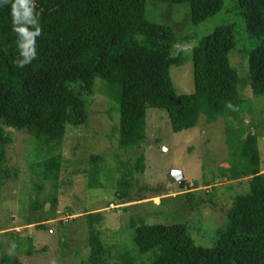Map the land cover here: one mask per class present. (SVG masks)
Here are the masks:
<instances>
[{"label": "trees", "instance_id": "1", "mask_svg": "<svg viewBox=\"0 0 264 264\" xmlns=\"http://www.w3.org/2000/svg\"><path fill=\"white\" fill-rule=\"evenodd\" d=\"M149 1L37 0L44 29L38 39L40 57L23 70L11 63L18 55L11 6L0 7V208L10 174L7 148L13 142L7 129L26 131L40 143L62 140L68 124L89 125L87 109L99 79L117 103L120 141L127 147H140L146 138L149 108L167 111L173 130L181 132L197 127L202 116L213 122L229 108L242 111V87L250 86L255 95H264V0H235L234 11L244 19L248 35L242 41L257 44L250 53L244 52L249 72L247 67L242 78L230 59L238 40L234 24L221 25L201 38L190 55L180 52L175 56L178 33L148 18ZM155 1L188 4L191 22L197 26L218 15L227 0ZM191 57L194 92L178 94L171 68L185 65ZM258 139L256 132L239 138L238 144L228 139L241 159L240 169L234 165L230 170L233 178L250 177L251 188L234 198L228 211L229 226L215 246L197 244L187 223L149 224L143 214L131 218L138 251L156 250L150 264H264V173ZM101 159L91 160L97 164ZM143 161L142 155L138 171L144 169ZM60 162L58 157L40 162L44 179L60 168ZM132 186L130 178L121 180L119 197L126 199ZM43 208V202L36 200V222L46 229ZM102 220L103 214L88 213L90 264H138L129 251L106 254L98 227ZM5 244L0 239V245ZM4 262H10L7 254Z\"/></svg>", "mask_w": 264, "mask_h": 264}, {"label": "rangeland", "instance_id": "2", "mask_svg": "<svg viewBox=\"0 0 264 264\" xmlns=\"http://www.w3.org/2000/svg\"><path fill=\"white\" fill-rule=\"evenodd\" d=\"M234 10L235 0H227L218 15L194 26L188 4L155 0L147 4L149 19L178 33L175 56L190 55L201 38L221 25L234 24L238 40L230 59L242 78L247 67L249 72L244 52L250 53L257 44L242 41L248 37L246 25ZM171 77L178 94L193 93L192 57L183 66H173ZM94 92L87 109L89 125L68 124L60 141L40 143L26 131L7 129L13 142L7 148L10 174L0 208V239L6 243L0 245V264L6 254L10 262L3 264H90L88 213L103 214L98 227L106 254L129 251L138 264H150L157 255L156 250L138 251L133 216L147 215L149 224L187 223L197 244L213 247L229 226L234 198L251 188L250 177L233 178L231 169L241 159L228 139L238 144L239 138L256 132L264 173V95H255L250 86L240 90L245 99L242 111L229 108L213 122L202 116L198 126L187 131L175 132L167 111L149 108L146 138L140 147L121 144L119 111L106 84L97 80ZM142 155L144 169L138 171ZM96 156L102 157L97 164L91 160ZM52 157L60 159V168L44 179L40 162ZM126 177L133 186L122 199L120 182ZM38 199L44 204L46 229L39 227L42 223L36 222L33 211Z\"/></svg>", "mask_w": 264, "mask_h": 264}, {"label": "clouds", "instance_id": "3", "mask_svg": "<svg viewBox=\"0 0 264 264\" xmlns=\"http://www.w3.org/2000/svg\"><path fill=\"white\" fill-rule=\"evenodd\" d=\"M11 6V31L15 33V48L18 55L12 66L25 69L39 59L38 39L44 36L41 12L37 0H0V7ZM5 54L7 49H3Z\"/></svg>", "mask_w": 264, "mask_h": 264}, {"label": "water", "instance_id": "4", "mask_svg": "<svg viewBox=\"0 0 264 264\" xmlns=\"http://www.w3.org/2000/svg\"><path fill=\"white\" fill-rule=\"evenodd\" d=\"M177 174V173H176ZM178 176V178H180V176L179 175H177Z\"/></svg>", "mask_w": 264, "mask_h": 264}]
</instances>
